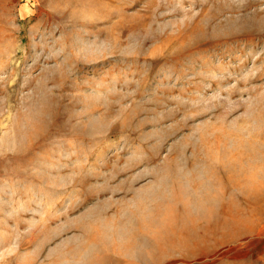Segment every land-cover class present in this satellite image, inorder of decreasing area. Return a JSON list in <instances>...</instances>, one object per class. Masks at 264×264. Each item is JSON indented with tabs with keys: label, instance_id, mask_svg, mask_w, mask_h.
I'll return each mask as SVG.
<instances>
[{
	"label": "rangeland",
	"instance_id": "1",
	"mask_svg": "<svg viewBox=\"0 0 264 264\" xmlns=\"http://www.w3.org/2000/svg\"><path fill=\"white\" fill-rule=\"evenodd\" d=\"M0 264H264V0H0Z\"/></svg>",
	"mask_w": 264,
	"mask_h": 264
}]
</instances>
